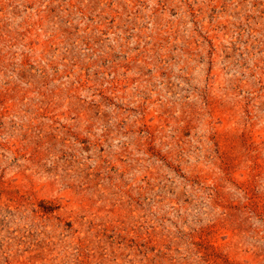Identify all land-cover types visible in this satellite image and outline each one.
I'll list each match as a JSON object with an SVG mask.
<instances>
[{
    "label": "rangeland",
    "instance_id": "rangeland-1",
    "mask_svg": "<svg viewBox=\"0 0 264 264\" xmlns=\"http://www.w3.org/2000/svg\"><path fill=\"white\" fill-rule=\"evenodd\" d=\"M0 264H264V0H0Z\"/></svg>",
    "mask_w": 264,
    "mask_h": 264
}]
</instances>
